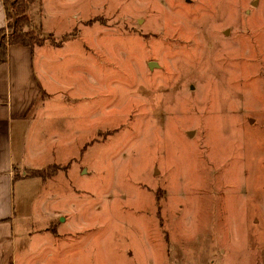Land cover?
Masks as SVG:
<instances>
[{"label":"rangeland","instance_id":"374dc122","mask_svg":"<svg viewBox=\"0 0 264 264\" xmlns=\"http://www.w3.org/2000/svg\"><path fill=\"white\" fill-rule=\"evenodd\" d=\"M44 2L64 43L50 107L79 113L44 122L69 163L52 260L264 264V0Z\"/></svg>","mask_w":264,"mask_h":264},{"label":"crops","instance_id":"0c3cea01","mask_svg":"<svg viewBox=\"0 0 264 264\" xmlns=\"http://www.w3.org/2000/svg\"><path fill=\"white\" fill-rule=\"evenodd\" d=\"M28 3L29 27L44 40L30 46L8 44L0 62V264H56L69 251L60 243L66 240L59 225H70L71 217L52 208L59 195L54 183L58 175L67 174L69 163L49 151L44 122L56 112L60 127L75 129L79 113L67 121L50 107L53 97L66 94L55 67L64 43L47 22L46 2ZM6 22V5L0 0V29ZM49 165L59 167L36 173Z\"/></svg>","mask_w":264,"mask_h":264},{"label":"trees","instance_id":"16d2710c","mask_svg":"<svg viewBox=\"0 0 264 264\" xmlns=\"http://www.w3.org/2000/svg\"><path fill=\"white\" fill-rule=\"evenodd\" d=\"M9 1V3H8ZM31 0H4L6 5V26L0 29V62L5 60L6 46L11 43L21 45H33L41 43L44 38L36 36L34 30L29 27L30 20L27 18L26 9ZM9 4V5H8ZM56 165H49L37 174H46L55 171Z\"/></svg>","mask_w":264,"mask_h":264},{"label":"water","instance_id":"95a60500","mask_svg":"<svg viewBox=\"0 0 264 264\" xmlns=\"http://www.w3.org/2000/svg\"><path fill=\"white\" fill-rule=\"evenodd\" d=\"M253 3H254V1H253ZM147 66H148L149 68H152L153 66H157V64H156L155 61H153V60H149V61L147 62Z\"/></svg>","mask_w":264,"mask_h":264}]
</instances>
